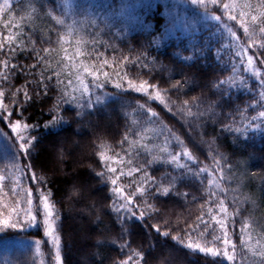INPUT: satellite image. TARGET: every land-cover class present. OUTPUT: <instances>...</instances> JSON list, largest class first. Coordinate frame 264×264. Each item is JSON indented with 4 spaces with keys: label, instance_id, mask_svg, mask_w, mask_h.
<instances>
[{
    "label": "trees",
    "instance_id": "trees-1",
    "mask_svg": "<svg viewBox=\"0 0 264 264\" xmlns=\"http://www.w3.org/2000/svg\"><path fill=\"white\" fill-rule=\"evenodd\" d=\"M10 2L13 20L9 28H5L9 14L0 16V39L6 38L11 31L22 34L25 42L30 37L38 49L48 47L51 51L48 68L41 65L32 69L34 76L21 75L16 70L11 85L0 81V91L5 93L3 103L13 112L12 122L20 119L38 125L31 133L36 140L27 157L20 152L9 122L0 117V174L7 177L4 193H0V213L7 215L15 206V199L22 201L21 208L26 207L23 189L32 187L35 200L36 188L28 179L35 172L43 178L40 190L51 193V202L59 214L56 227L62 264H120L130 255L133 259L129 264H137L136 252L143 256L139 264H228L221 257L205 256L186 247L189 241L201 246L223 247L212 243L211 229L201 234L203 224L198 220L203 216L212 228L218 229L208 210L211 207V215L221 218L217 211L219 199H224L228 208L229 234L238 246L241 244L238 233L245 222L250 230L244 239L250 235L253 247L257 238L264 243V125L245 130L250 118L264 109L258 103L260 89L256 77L245 71V64L235 55L239 46L247 42L238 21L228 20L222 8L211 4L207 7L192 5L191 0ZM223 2L235 3L231 14L238 19L242 11L248 14L245 19L264 12V0ZM249 4L252 7H248ZM214 15H220L221 19H214ZM57 19L64 20V24H58ZM225 25L237 33L239 40L229 36ZM256 35L259 37V32ZM31 48L32 44L28 43V50L14 58L0 53V60L9 59L13 64L30 66L36 63ZM78 50L81 55H77ZM100 53L103 56L97 59ZM65 56L71 59L64 60ZM103 59H108L111 66L101 68ZM81 64L98 70L101 80L104 79L102 73L108 72L112 82L103 89H91L94 108L87 106L88 96L85 95L79 101V105L84 106L69 104L64 106L66 110L56 109L61 91L80 96V92L74 93L73 89L79 88L76 73ZM261 67L264 70V66ZM51 69L60 73L63 84L45 95L37 85ZM80 74L83 75L82 69ZM84 78L86 82L91 81V77ZM129 79L136 85L143 80L155 85L150 92L155 95L159 90L164 103L136 93L129 87ZM69 80L72 81L70 86ZM220 80H229L235 86L225 84L217 89L215 85ZM242 80L246 86L241 85ZM177 81L183 85L179 92L172 89ZM117 82H123L126 91L116 89ZM25 90L31 95L26 102ZM224 90L228 91V96H221ZM98 95L103 103L95 102ZM148 108L157 116L150 117L146 112ZM57 112L66 123L45 128ZM225 125L241 131H223ZM145 144L150 153L139 149ZM185 147L197 158L199 165L183 156L179 163L192 168L207 167L209 172L194 179L190 175L181 176L186 170L174 164H153L148 169L149 175L177 177L175 190L188 192L189 196L162 198L156 202L157 212L151 219L146 217L145 221H139L129 215L127 222L122 224L112 210L113 202L119 205L121 201L112 194L110 179L120 177L117 186L124 188V194L128 195L144 178L142 173L133 171L136 160L130 163V155L140 150L141 159L159 161L161 157L168 158L163 149L182 152ZM101 153L105 159H101ZM17 160L32 164L33 168L22 175L13 167ZM217 161L222 166L227 165L223 181L219 180L218 172H212L217 168ZM105 165L117 169L115 174H107V181L95 176L100 171L107 173ZM121 171L124 176H120ZM130 172L131 175H127ZM208 179H215L220 188L209 187ZM17 180L19 184L15 183ZM12 188L21 192V196L14 197ZM209 191L216 195L209 197ZM236 208L241 214L235 217L233 224ZM154 224L178 236L183 243L173 241L171 235L164 237L156 233L151 228ZM216 234H220L218 230ZM37 240L47 241L41 228L27 227L23 219L16 229L0 230V264H51L49 255L54 254L53 247L49 242L42 243V255L38 254ZM122 244L128 247L122 249Z\"/></svg>",
    "mask_w": 264,
    "mask_h": 264
},
{
    "label": "snow or ice",
    "instance_id": "snow-or-ice-1",
    "mask_svg": "<svg viewBox=\"0 0 264 264\" xmlns=\"http://www.w3.org/2000/svg\"><path fill=\"white\" fill-rule=\"evenodd\" d=\"M192 5H198L202 7H207L209 4L216 6L218 8H222L223 12L228 14L227 18L231 21H238L239 27L243 29V34L247 38V42L244 45L239 46V50L236 51L235 55L240 58V62L245 64V71L250 72L252 76L256 77L257 84L260 89V108L264 109V72L261 71V67L257 66V62L259 65L264 66V12H261L260 15L251 14L248 19H245L246 15H248L245 12L239 13V19L238 16L235 14H231L236 5L235 3H224L223 0H191ZM248 7H252L251 4L247 5ZM11 11V2L10 0H3V4H0V16L4 15L5 13H8V20L9 23H6L4 25L5 28H9V25L11 21L13 20V17L10 15ZM254 11V9H253ZM214 19L220 20V15H214ZM58 24H64V20L57 19ZM16 27H19V25H16ZM226 30L230 37H232L234 40H239V37L237 36V33L233 31L231 27H228L225 25ZM257 32H259V37H257ZM63 39V37H61ZM17 40L20 41L19 44H17ZM28 43L32 44L31 52L34 54L33 59L36 61V63H33L30 66L26 65H18L13 64L10 62L9 59H3L0 60V81L7 82L9 85H11V80L17 75V71H19V74L25 75V76H34L35 73L32 72V69L37 68L38 66H43L45 69L49 67L48 65V53L51 51L50 48L45 47L42 49H38L35 44L36 42L31 40L29 37L28 42H25L22 34H16L11 31H9V35L4 38L0 39V53L4 54L5 56H11L12 58L15 57L20 52H24L28 50ZM228 47V45H226ZM7 49V50H6ZM250 49H256V52H253L252 54H248ZM257 52L259 53L257 55ZM82 53L78 50L77 55H81ZM103 56V53H100L97 56V59ZM71 58L68 56L64 57V60H70ZM125 60L128 59V57H124ZM140 59V57H138ZM144 59H147L145 56ZM186 59H191V57H187ZM108 66L110 67V63L108 59H103L102 63L100 65L101 68ZM146 66V65H145ZM60 67V64H57V68ZM73 67H76L73 65ZM80 69H82L83 75L80 74ZM104 76V79H100L101 73L98 70H95L93 68H90L89 66L81 64L77 70L76 76L77 80L76 82L79 85V88H74L73 92L76 91L80 92V96L77 97L76 95H69L66 91H61L57 103L55 105L56 109H65V105L69 104H77L78 106H84L79 105V101L83 99L85 95L88 96L87 100V106L89 108H94V104L91 99V89H103L108 83L112 82L111 77L109 76L108 72L102 73ZM41 76H43V71L40 73ZM84 77H91L90 82H86ZM54 81V83H53ZM129 87L134 90L136 93H142L144 95H147L149 99L151 100H160V103L163 104L164 101L160 99L161 93L159 90L156 91L155 95H152L150 92V89L156 87L153 84H150L147 80H143L139 83V85H136L133 83L131 79L127 81ZM63 84V81L60 79V73L56 69H51L50 74L41 79L38 82L37 87L40 88V90L47 95V93L50 91V89H56L59 88ZM72 84V81H68V85L70 86ZM229 84L230 87H234V84H230L229 80H220L215 87L217 89H220L221 86ZM242 86H246L245 82L241 81ZM182 82L177 81L176 84L172 85V89H175L177 92H179L180 88L182 87ZM114 87L116 89H121L122 91H126V89L123 88V82H117L114 84ZM20 89L16 90V93H19ZM5 93L3 91H0V117L4 118L9 122V127L11 128L12 132L15 134L17 141L19 142V149L20 152L24 156H29L30 150L34 148V141L36 140V137L32 135V131L38 127V125H33L29 123L22 122L20 119H16L15 122H12V116L13 112L9 110L8 106L3 103ZM15 95V94H14ZM25 97V102L27 100L31 99L30 93L25 90L23 93ZM229 93L227 90H224L221 92V96H228ZM230 98V97H229ZM96 103H103V99L101 96H96L95 98ZM18 102V106H19ZM195 103H199V100L195 101ZM187 105V101L185 102ZM141 107H144V105H141ZM147 114L150 115V117H156L157 113L153 111L151 108H148L146 110ZM79 115V113H77ZM199 115H203V113H199ZM251 122L245 126V130L247 128H260L261 125H264V110H260L258 112V116H252ZM259 120V124H253L252 122H255ZM61 123H66L63 116L60 115L58 112L54 115H52L51 119L44 125L45 128H55L57 125ZM223 131H235L240 132L241 130L239 128L233 129L232 127L225 125V127L222 129ZM135 135V133H133ZM178 140V138H177ZM124 142H128V137L125 136ZM180 144H183V141H179ZM139 149H147V145H140ZM150 153V150H148ZM164 152L167 153V159L161 157L159 161L154 159H141V151L137 150L134 154L129 156V162L131 163L133 159L136 160V167L133 169V171H138L143 174V180L140 182V185L137 186L134 190V192H130L128 195H125V189L117 186V181L120 179V177H116L114 179H110V183L112 185V194L116 196L121 203L118 205L116 202H113L112 204V210L117 213L118 218L121 220V223H126L128 216L130 215L134 220L139 221H145L146 217L148 219L152 218V214L154 212H157V204L156 202H159L162 198L169 197L170 195H176V196H183L184 198H187L189 196L188 192L180 193L178 190H175V180L177 177H171L169 178V175L165 174L161 177H156L148 174V169L155 163H169L174 164L176 167L180 169H185L186 172L181 173V176L183 175H190L194 179H198L201 174L208 173L209 169L207 167H198V168H192L188 164H181L179 163L180 157L183 156L187 158L189 161L192 162V164L199 165V161L197 158L185 147L183 148L182 152H171L168 151L167 148L163 149ZM101 159H105L104 154L101 153ZM217 168L213 169V173L218 172V178L220 181H223L225 179V168L227 165H220V162L217 161ZM13 167L20 172L22 175L30 171L33 168L32 164L22 163V161L17 160L13 163ZM107 167V173L104 171H100L95 173V176L98 179H104L107 181L108 173L115 174L117 172V169L114 167H110L108 165H105ZM228 171L230 172L231 169L229 168ZM125 173L121 171L120 176H124ZM127 175H131V172ZM7 177L3 174H0V193H4V189L6 187L5 181ZM28 179L33 183V185L36 188V204L34 206V193L32 187H29L27 189H23V203L26 204V207L21 208V200L15 199L14 205L11 210L8 212L7 215H4L3 213H0V230L6 229V228H12L16 229L21 226V219H23L24 224H26L27 227H33V226H41L43 225L44 228V234L46 237L50 238V242L53 246L55 255L54 260L55 264H62V259L60 255V237L57 234V219H58V212L54 209V204L51 202V193L44 192L40 190V186L43 184V178L38 177L35 172H32L31 175L28 177ZM15 183L19 184L20 181L17 180ZM209 187L215 185L217 189L220 188V184L215 179H208L207 181ZM167 184L168 186H165ZM11 192L14 197L21 196V192H18L16 188H12ZM7 195V193H5ZM216 193L209 191L208 196L212 197L215 196ZM226 195V193H225ZM139 197V199H134V197ZM193 199H195L193 197ZM2 203V201H0ZM7 208L8 206L5 205ZM213 209L210 207L208 210V215L211 216V220L214 221L215 225L218 226L217 228H212L209 221L205 220L203 216L198 217V220L201 224H203V232L202 235L209 232V229H211V236H212V243L215 245L217 243L221 244L223 247H208V246H201L200 243H193L189 241L186 245L188 249L195 251H198L199 253L204 254L205 256H212V257H221L222 260L227 261L228 264H264V243L261 242L260 238H257L255 241L256 246L253 247L252 238L249 235V238L247 240L244 239V236L248 234L250 230V226L248 223H243V225L240 227L239 230V236L241 239V244L238 246L232 239V237L229 234V225L226 222L228 219V208L225 204L224 199H219V207L217 209L218 213L220 214L221 218H217L215 215H211ZM123 212L126 215L120 216V213ZM137 212H139V215L137 216ZM241 214V211L239 208L235 209V212L233 213V224H235V217L239 216ZM38 216H42V221L38 220ZM151 228L155 230L156 233H159L160 235L164 237H169L171 233L167 230L162 231L161 227L159 225H151ZM217 230L219 231V235L216 234ZM121 239H123V236H121ZM171 239L173 241H179L180 243H183V241L175 235H171ZM49 241H41L37 240L35 241L36 251L38 254L40 253V245L42 243H48ZM115 243V241H113ZM120 247L123 249L125 247H128L127 244H122ZM239 247V251L237 250ZM139 259L137 260V264H139V260L143 259L142 253L136 252L134 254ZM133 259V256H129L128 260L121 261L120 264H129V261Z\"/></svg>",
    "mask_w": 264,
    "mask_h": 264
},
{
    "label": "rangeland",
    "instance_id": "rangeland-1",
    "mask_svg": "<svg viewBox=\"0 0 264 264\" xmlns=\"http://www.w3.org/2000/svg\"><path fill=\"white\" fill-rule=\"evenodd\" d=\"M248 53H249V54H252L250 51H249ZM257 66H258V67H261V66L259 65L258 62H257ZM261 71L264 72L263 67H261ZM35 204H36V199L34 200V206H35ZM42 219H43L42 216H38V220H39V221H42ZM33 227L36 228V227H39V226H33ZM39 228H41L42 233H43V235L45 236L43 225L41 224V226H40ZM45 237H46V236H45ZM46 240L49 241V245L52 246V244H51V242H50V238H49V237H46ZM52 247H53V246H52ZM40 249H41V248H40ZM53 251H54V249H53ZM54 255H55V252H54L53 255H51V254L49 255V256H50V259H51V264H55Z\"/></svg>",
    "mask_w": 264,
    "mask_h": 264
}]
</instances>
